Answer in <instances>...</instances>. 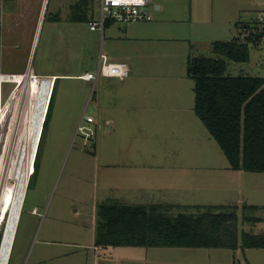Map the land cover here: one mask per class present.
<instances>
[{
    "label": "rangeland",
    "instance_id": "obj_1",
    "mask_svg": "<svg viewBox=\"0 0 264 264\" xmlns=\"http://www.w3.org/2000/svg\"><path fill=\"white\" fill-rule=\"evenodd\" d=\"M77 1L46 0L37 26L29 58L33 71L75 76H56L38 169L29 174L7 262L83 264L93 254L95 205L106 198L173 202L169 214L184 205L237 203L238 228L264 233V172L237 174L228 166L193 112V82L186 75L187 57H217L211 43L236 37L248 40V60H226L225 74L264 76V43L250 39L263 0H149V20L110 22L102 33L89 30L87 21L68 20ZM86 6L87 19H96L98 0ZM99 51L109 61L127 62L128 75L77 77L95 72ZM17 87L0 85V106ZM82 114L93 121L85 122ZM4 189L5 178L0 198ZM238 198L253 207L243 209ZM242 214L260 220L241 222ZM3 229L4 222L0 241ZM111 248L133 257L236 261L254 250L243 256L225 248Z\"/></svg>",
    "mask_w": 264,
    "mask_h": 264
},
{
    "label": "trees",
    "instance_id": "obj_2",
    "mask_svg": "<svg viewBox=\"0 0 264 264\" xmlns=\"http://www.w3.org/2000/svg\"><path fill=\"white\" fill-rule=\"evenodd\" d=\"M86 4L84 0L75 2L70 7L68 20L88 21ZM250 39L257 40L254 32H250ZM247 41L236 37L213 41L211 52L217 57H187L186 75L193 82V112L217 143L228 166L235 170L264 172V76L225 74L226 60H248ZM57 79L52 83L31 174L38 169ZM173 205L168 202L130 204L106 198L95 205L94 244L231 250L264 248V233L238 228L236 205H184L179 206L182 210L169 214L168 209ZM241 207L253 206L242 204ZM258 220L254 216H241V222Z\"/></svg>",
    "mask_w": 264,
    "mask_h": 264
},
{
    "label": "bare ground",
    "instance_id": "obj_3",
    "mask_svg": "<svg viewBox=\"0 0 264 264\" xmlns=\"http://www.w3.org/2000/svg\"><path fill=\"white\" fill-rule=\"evenodd\" d=\"M8 78L18 87L0 106V185L5 178L0 198V224L4 222L0 264H4L10 250L53 82L52 78L33 75L29 68L24 74Z\"/></svg>",
    "mask_w": 264,
    "mask_h": 264
},
{
    "label": "crops",
    "instance_id": "obj_4",
    "mask_svg": "<svg viewBox=\"0 0 264 264\" xmlns=\"http://www.w3.org/2000/svg\"><path fill=\"white\" fill-rule=\"evenodd\" d=\"M84 1L87 3V1H91V0H84ZM43 4H44V0H0V73L24 74L26 70H28L29 68L30 71L37 77H49L52 78L53 80L56 78L57 75L75 76L74 74L71 73H61V72L41 71L35 73L32 69L29 58L31 56V52L33 49V42L35 41L37 26L39 24V20L42 14ZM98 6H99V0H98ZM154 8L157 9L159 8V6L154 5ZM91 19H93V17H90L88 21ZM109 23L110 22H108L107 24ZM106 25H104V27ZM152 26H155V24H152ZM156 26L158 27V25ZM76 76L78 77V75ZM2 83L4 82H1L0 85ZM10 93L11 90L8 91L6 97H8ZM242 171L240 172V170H236V173L237 174L242 173ZM236 173L233 175V178L235 176L238 179L241 174H239L238 176ZM236 200L240 202V205L242 204L250 205L245 203L243 201V198H238ZM168 203H173V202H168ZM228 204L237 205V203H228ZM108 247H110V249ZM111 247H116V246L95 245L93 241L92 257L88 256L89 258L87 257V259L83 264H264V248L235 249V251L241 252L243 256L245 255L246 251H248L249 249H254L252 250L253 252L250 253L251 257H246L245 255L244 259L240 261L239 260L236 261L234 259V256H232V258L229 259H198V258L154 259V258L145 257V255L144 257H136V255L138 254L134 253L136 255L133 257V254L131 252L121 251V253H119L113 251V248ZM7 261H8V255L4 264H9V262Z\"/></svg>",
    "mask_w": 264,
    "mask_h": 264
},
{
    "label": "built area",
    "instance_id": "obj_5",
    "mask_svg": "<svg viewBox=\"0 0 264 264\" xmlns=\"http://www.w3.org/2000/svg\"><path fill=\"white\" fill-rule=\"evenodd\" d=\"M149 0H99V15L96 19H91L87 22L89 30H99L102 32L105 22L129 23L137 21H145L150 19L147 7ZM262 8L255 24L254 33L257 39H261L264 43V0L261 2ZM129 73V65L125 61H109L107 56L99 51L96 70L92 72H84L78 77L83 80H93L98 75L116 77L122 79ZM9 75L0 73L1 82L9 81ZM12 92V91H11ZM81 119L85 122H92L93 116L82 114ZM83 126L80 121L77 123L76 130H82Z\"/></svg>",
    "mask_w": 264,
    "mask_h": 264
},
{
    "label": "water",
    "instance_id": "obj_6",
    "mask_svg": "<svg viewBox=\"0 0 264 264\" xmlns=\"http://www.w3.org/2000/svg\"><path fill=\"white\" fill-rule=\"evenodd\" d=\"M45 7H46V0H44V4H43V9H42V14H41V17H40V20H39V22L42 20V18H43V15H44V12H45ZM36 33H37V31H36ZM255 37L257 38V35H255ZM27 71V70H26ZM34 75V74H33ZM45 82H46V84L48 83V79H46L45 80ZM53 83V82H52ZM13 91V90H12ZM11 94V93H10ZM10 96V95H9ZM8 96V97H9ZM17 219H18V216L16 217V219H15V222H14V226L16 227V224H17ZM14 232V231H13ZM14 234V233H13ZM12 238H13V236H12ZM12 242V241H11ZM1 244V243H0Z\"/></svg>",
    "mask_w": 264,
    "mask_h": 264
}]
</instances>
